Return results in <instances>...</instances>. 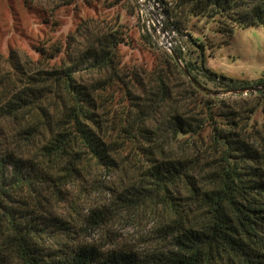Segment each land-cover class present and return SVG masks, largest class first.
Wrapping results in <instances>:
<instances>
[{
  "label": "trees",
  "instance_id": "trees-1",
  "mask_svg": "<svg viewBox=\"0 0 264 264\" xmlns=\"http://www.w3.org/2000/svg\"><path fill=\"white\" fill-rule=\"evenodd\" d=\"M123 1L141 36L163 51L149 72L120 62L117 19L108 29L80 24L58 66L14 50L0 57V264H144L136 250L84 242L61 212L66 187L94 170L140 176L135 186L120 185L114 210L138 199L166 209L161 231L170 245L151 254L152 263L264 264V134L247 130L257 103L244 108L199 91L142 30L135 1ZM156 1L165 27L182 33L176 14ZM176 6L225 37L264 27V0ZM186 35L196 57L183 65L197 82L195 64L217 89L245 87L207 69L204 44ZM174 53L183 61L179 48ZM254 93L263 104L264 90ZM110 210L92 209L91 225L105 224Z\"/></svg>",
  "mask_w": 264,
  "mask_h": 264
},
{
  "label": "rangeland",
  "instance_id": "rangeland-1",
  "mask_svg": "<svg viewBox=\"0 0 264 264\" xmlns=\"http://www.w3.org/2000/svg\"><path fill=\"white\" fill-rule=\"evenodd\" d=\"M163 2L168 11L172 10V18L175 13L182 22V33L175 31L172 35L174 45L182 52V65L183 62H195L196 55L192 53L186 35L190 34L204 44L203 61L207 69L245 87L264 85V82H258L264 76V27L235 28L231 37H225L209 19L176 9L177 0ZM130 6L131 3L123 0H0V57L5 58L9 51L14 50L22 60L40 59L45 66H58L63 59L67 36L77 34L80 24L92 22L99 28L108 29L117 19L120 24L118 33L123 34L119 49L120 62L125 70L139 71L141 68L149 72L163 51L141 36L135 12L131 11ZM143 18L152 21L160 31L166 26L161 7L151 9L150 5L145 6ZM56 48L58 51L54 52ZM196 66L198 64H195L193 74L203 87L224 92L217 89L215 83L206 80L196 70ZM237 96L223 97H230L231 104L234 102L235 106L244 108L257 103L247 130L255 137L263 135L264 103H259L261 97L254 92L251 96ZM138 179L139 175L128 171H91L66 187L59 206L66 218L75 222L84 242L102 249L126 247L136 250L146 261L144 264H154L149 256L170 245V239L165 237L163 241L161 231L166 221V209L158 200L144 199L133 200L122 207L118 206L117 210L113 209V203H120L116 199L121 190L120 185L122 188L135 186ZM102 205H109L111 210L103 218L105 224L93 226L89 222L91 210Z\"/></svg>",
  "mask_w": 264,
  "mask_h": 264
},
{
  "label": "built area",
  "instance_id": "built-area-1",
  "mask_svg": "<svg viewBox=\"0 0 264 264\" xmlns=\"http://www.w3.org/2000/svg\"><path fill=\"white\" fill-rule=\"evenodd\" d=\"M137 5L138 15L140 19V24L142 25V30L146 31L150 36L151 40L163 50H166L170 53V51H174V49L178 48L174 45L175 40L172 39V35L176 33L174 30L170 28H163L164 30L156 26L152 21L148 18H143V10L145 6L150 5V8H159V3L156 0H133ZM172 39V42H171ZM159 44V45H158Z\"/></svg>",
  "mask_w": 264,
  "mask_h": 264
},
{
  "label": "water",
  "instance_id": "water-1",
  "mask_svg": "<svg viewBox=\"0 0 264 264\" xmlns=\"http://www.w3.org/2000/svg\"><path fill=\"white\" fill-rule=\"evenodd\" d=\"M170 54L172 55V57L174 58V60L176 61L177 65L179 66V68L182 70V72L185 74V76L187 77V79L191 82V84L196 87L199 91H201L202 93H204L205 95H209V96H224V95H243V94H248V93H252V92H256L260 89H264V85L261 86H249V87H244V88H236V89H229L226 90L224 92H215V91H211L205 87H203L201 84H199L188 72L187 69L185 68L184 65L181 64L180 60L178 59L177 55L174 53V51H170Z\"/></svg>",
  "mask_w": 264,
  "mask_h": 264
}]
</instances>
